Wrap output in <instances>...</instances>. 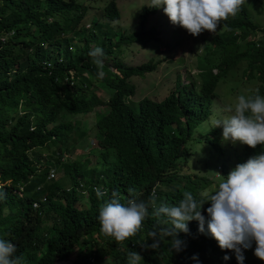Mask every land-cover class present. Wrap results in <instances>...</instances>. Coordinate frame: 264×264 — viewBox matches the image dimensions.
I'll return each mask as SVG.
<instances>
[{
    "label": "trees",
    "instance_id": "1",
    "mask_svg": "<svg viewBox=\"0 0 264 264\" xmlns=\"http://www.w3.org/2000/svg\"><path fill=\"white\" fill-rule=\"evenodd\" d=\"M90 9L80 0H0V238L16 245L14 255L22 264H127L129 251L142 256L139 264H238L207 233L206 223L201 233L198 221L188 222V233L178 235L183 242L179 252L171 248V237L158 248L149 247V232L171 227L166 216L153 215L160 204L178 205L185 192L198 201L215 192L210 190L216 181L210 166L215 157L225 178L236 167L230 169V153L212 140L217 131L212 128L214 106L219 86L231 74L235 77L242 64V81L259 85L245 90L264 96V27L244 4L234 17L220 22L216 34L202 32L206 46L203 57L197 54L196 80L185 84L179 75L164 100L145 98L135 105L132 79L155 72L159 62L130 65L119 53L134 44L148 47L156 28L147 29V24L156 9L145 8L139 30L119 38L105 27L121 18L118 0H105L103 14L87 30L83 22ZM259 33L257 41L251 39ZM96 47L105 53L102 68L89 56ZM99 71L105 74L102 79ZM100 91L106 95L101 97ZM91 113L95 127L88 135L99 137L106 166L100 170L91 169L90 160L68 158L86 134L64 114ZM193 142L212 157L192 153ZM257 147L250 157L264 152V145ZM250 150L243 151L242 163ZM46 153L50 158H44ZM226 157L229 163L222 159ZM199 160L207 164L206 174ZM186 166L190 172H183ZM52 168H63L65 180H48ZM97 188L106 193L101 200ZM113 191L120 193L122 203L130 198L146 203L153 193L156 197L141 230L123 242L102 233L98 220ZM210 206L206 202L202 208L206 220ZM225 255L230 259L225 261ZM244 264L264 261L253 254Z\"/></svg>",
    "mask_w": 264,
    "mask_h": 264
},
{
    "label": "clouds",
    "instance_id": "2",
    "mask_svg": "<svg viewBox=\"0 0 264 264\" xmlns=\"http://www.w3.org/2000/svg\"><path fill=\"white\" fill-rule=\"evenodd\" d=\"M245 3L246 0H152L149 9L155 8L156 14L160 6L164 5L163 11L171 23L179 25L181 30L188 32V35L196 37L204 31L215 33L220 22L230 16L234 17ZM155 14H150L149 20ZM251 39L257 41L258 38ZM151 40L150 44L155 42L156 45L163 46L161 39L158 38L157 28L155 38ZM89 56L98 67H103L105 53L102 48H94L89 52ZM104 75L103 71L98 72L99 78L102 79ZM70 81L73 87L75 85L73 78ZM236 81L241 83L243 89H249L243 85L248 84V81ZM225 106V110L232 114L220 119L215 108L217 119L212 121V128H217V131L214 132L212 140L218 138L220 144L218 147L230 153L229 158H232V161L229 163L228 157L222 159L232 164L230 169H233L234 165L236 167L225 178L222 176V166H217V175L214 176L218 181L217 190L210 189L215 192L207 194L206 198L198 201L191 192H185L178 205L160 204L154 208L153 215L166 216L171 221V227L149 232V237L153 239L149 247L158 248L165 237H171V248L179 252L183 243L178 238L179 233H188V222L196 220L199 222V231L201 233L205 231L206 223L207 233L217 241L221 250L231 251V258H236L238 264H244V260L248 262L252 260L253 252L250 249L254 243V255L264 261V152L250 157L258 145H264V96L240 95L234 107L228 109L226 103ZM226 141L232 142L233 145L230 146ZM211 147L215 151V148ZM249 147L251 150L248 160L242 163L246 158V156L243 158V151L248 153ZM219 155L223 157L224 153L220 152ZM220 177L223 178L221 182ZM96 192L99 197L106 194L99 188ZM128 192L133 194L134 190L130 188ZM3 196L4 193L0 192V198ZM150 199L155 204V193ZM206 202L211 204L206 209L207 220L202 214ZM148 215V206L145 202H137L135 198H130L126 203H122L120 193L113 191L110 200L101 206L98 220L102 233L113 237L117 242H123L141 230ZM244 250L250 255L249 259H245ZM16 251L14 243L0 238V264H22V258L14 255ZM142 259L136 251L127 253V264H139ZM223 259L227 261L230 257L225 255Z\"/></svg>",
    "mask_w": 264,
    "mask_h": 264
},
{
    "label": "rangeland",
    "instance_id": "3",
    "mask_svg": "<svg viewBox=\"0 0 264 264\" xmlns=\"http://www.w3.org/2000/svg\"><path fill=\"white\" fill-rule=\"evenodd\" d=\"M80 2L91 6L87 17L83 22V26H85L87 30H91V20L97 19V15L103 14V10L101 9L105 6V0H80ZM245 4L249 9L252 19L260 26L264 27V0H246ZM151 5L152 0H119L118 6L121 11V19L116 22H111L110 25L107 23L105 25L106 29H109L110 27L112 35L117 36L118 38L123 34L131 35L137 32L139 29L140 18L144 9L151 7ZM163 8L164 5H161L159 12L150 17L147 25V29L152 27L157 28L158 38L161 39L163 46L158 44L156 45L155 42H152L148 47H146V49H143L139 45H133L129 47L127 51L123 50L121 53H119L122 60L126 61L130 65H141L143 63L149 62L152 59H155L157 62H159L158 69L155 73L148 74L144 78L135 77L132 79V82L137 87L136 96L133 98L135 105H138L139 102L144 98H150L156 101H162L165 99L169 93L173 92L176 88L179 75L182 76V82L185 84L192 82L197 78V54H200L203 57V46H206V41L204 38L205 36L202 35L204 33H201L196 37L188 35L185 31L180 29L179 25H174L171 23L169 17L164 13ZM108 32L109 31L106 33L108 34ZM208 34L211 36L216 34V32H208ZM258 35H260V33L252 36V38L256 39L258 38ZM244 67L245 64H242L238 70V74L235 77L231 74L229 79L222 82V84L219 86V97L216 99L213 112V116H215V118L217 117L215 108L218 110L217 113L220 119L225 118L232 114L228 110H225V102L229 103L230 106H228L227 103L229 109L234 107L239 94L245 95L246 97L249 96L247 90L241 87V83L236 81H241L243 79L242 71ZM243 85L249 88L258 89V84L256 86H251L249 83ZM104 88L105 86H103V92H106V89ZM103 92H99L101 97L106 95V93ZM64 117L67 121L73 120L74 123L79 122L78 130L86 134L84 139L78 143L76 148L73 149L72 153L70 154L71 156L68 158L81 162L90 160L91 164L89 167L91 169L100 170L105 168L106 166L103 164L101 157V150L98 146L99 137L94 138L88 135L95 127V114L91 113L88 115L79 116L64 114ZM226 143L230 146L233 145V143L230 141H226ZM192 146V153H195L199 150L205 159L209 160V158L212 157L205 150H203L200 145L196 144V142H193ZM39 150L41 152L43 149ZM210 151H214L211 146ZM45 156L50 158L49 153L44 154V158ZM217 160L218 156L214 158V161L211 162V164L209 163L211 167L213 165L212 170L216 173L217 170L215 169V166L217 168ZM51 161L54 163L55 159ZM199 162L200 163L198 164L200 165L203 174H206V171H208L207 164L200 160ZM53 163L48 161V164L51 166L54 165ZM52 169L57 170V175L53 179L54 181L65 180L63 168ZM183 172H190L189 167L186 166L183 169ZM192 172L196 171L192 169ZM217 187L218 181H215L211 186V189L217 190ZM85 198V207L89 208L91 205L90 200L87 195ZM99 200H101L100 197ZM146 205L149 209L154 206L151 200H147ZM254 249L255 243L250 249L253 254ZM247 250H244L245 259L250 258ZM106 263L107 262H105V264Z\"/></svg>",
    "mask_w": 264,
    "mask_h": 264
},
{
    "label": "built area",
    "instance_id": "4",
    "mask_svg": "<svg viewBox=\"0 0 264 264\" xmlns=\"http://www.w3.org/2000/svg\"><path fill=\"white\" fill-rule=\"evenodd\" d=\"M1 40L4 41L5 39L2 38ZM48 67H51V65L48 64ZM63 161H64V160H63ZM56 175H57V170L52 169L51 172H50V174H49L48 180H53V179L56 177ZM84 194H85V193H84ZM34 208H35V209L40 208L39 204H38V203H35V204H34Z\"/></svg>",
    "mask_w": 264,
    "mask_h": 264
}]
</instances>
